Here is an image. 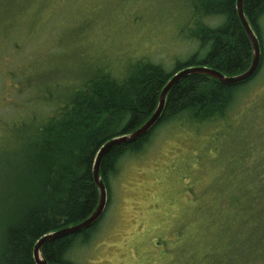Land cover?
Returning <instances> with one entry per match:
<instances>
[{
    "label": "rangeland",
    "instance_id": "1",
    "mask_svg": "<svg viewBox=\"0 0 264 264\" xmlns=\"http://www.w3.org/2000/svg\"><path fill=\"white\" fill-rule=\"evenodd\" d=\"M193 1L0 0L1 238L11 219L4 175L15 176L24 129L46 125L101 70L121 77L146 59L173 72L197 50L203 56L189 38L197 22ZM260 25L264 57V17ZM260 76L237 93L230 120L164 124L142 152L122 158L102 219L69 250V262L217 264L230 259L223 253H247L241 245L228 249L225 200L246 180L243 160L263 153L264 61ZM241 200L235 195L230 203Z\"/></svg>",
    "mask_w": 264,
    "mask_h": 264
},
{
    "label": "trees",
    "instance_id": "2",
    "mask_svg": "<svg viewBox=\"0 0 264 264\" xmlns=\"http://www.w3.org/2000/svg\"><path fill=\"white\" fill-rule=\"evenodd\" d=\"M193 3L196 31L189 38L199 42L203 56L197 50L186 62L177 63L173 72L146 59L128 66L121 77L101 70L70 104L55 110L46 125L33 131L24 129L21 150L13 165L15 176L4 175V196L10 205L11 219L5 222V233L0 237V264H35L32 253L38 239L76 225L92 214L99 202L93 179L98 150L110 139L131 133L148 121L162 89L175 73L204 66L235 76L249 69L252 45L238 16L237 0ZM244 13L262 49L260 21L264 17V0H244ZM206 18H215L218 24L210 26L204 22ZM263 61L262 53L259 70L238 85H226L203 74L181 79L169 92L154 128L135 141L113 147L104 156L101 176L106 187L110 176L118 172L122 158L142 152L162 125L176 120L193 125L230 120L237 93L259 80ZM262 148L261 156L258 153L243 160L246 180L242 185H232L230 198L225 200L230 205L225 228H230L232 235L228 249L237 250L241 245L247 253H223L222 256L231 255L230 259L218 260L217 264H250L260 258L264 262V143ZM235 195L242 196L238 207L230 203ZM247 201L252 207H245ZM99 221L89 229L45 244L42 256L50 264H67L68 251L79 238L87 241ZM251 234L255 240H250Z\"/></svg>",
    "mask_w": 264,
    "mask_h": 264
},
{
    "label": "water",
    "instance_id": "3",
    "mask_svg": "<svg viewBox=\"0 0 264 264\" xmlns=\"http://www.w3.org/2000/svg\"><path fill=\"white\" fill-rule=\"evenodd\" d=\"M237 12L252 45L253 57L249 69L235 76H227L218 70L204 66L187 67L175 73L162 89L156 110L154 111L153 115L149 118V120L131 133L110 139L98 150L93 167V179L99 192V202L96 210L84 221L73 226H68L55 233L46 234L38 242H36L33 249L34 261L36 264H49L47 260L42 256V247L46 242L69 234L79 233L93 226L101 219V217L105 213L108 204V190L101 176V162L104 156L113 147L121 144L130 143L149 133L162 116L169 92L181 79L193 74H203L215 78L217 81L226 85H238L245 81H248L256 74L261 65L262 49L259 37L253 30L244 13V0H237Z\"/></svg>",
    "mask_w": 264,
    "mask_h": 264
},
{
    "label": "bare ground",
    "instance_id": "4",
    "mask_svg": "<svg viewBox=\"0 0 264 264\" xmlns=\"http://www.w3.org/2000/svg\"><path fill=\"white\" fill-rule=\"evenodd\" d=\"M97 206H98V205H97ZM96 208H97V207H96ZM95 210H96V209H95ZM95 210H94V211H95ZM94 211H93V212H94ZM93 212H92V213H93ZM88 217H89V216H88ZM88 217H87V218H88ZM87 218H86V219H87ZM83 221H84V220H83ZM72 226H73V225H72ZM91 227H92V226H91ZM91 227H89V228H91ZM64 228H66V227H64ZM64 228H62V229H64ZM89 228H87V229H89ZM62 229H60V230H62ZM60 230H57V231H60ZM57 231H54V232H51V233H55V232H57ZM93 231H94V228H93V230L90 231V233H89V235H88L89 238H90V236L92 235V232H93ZM49 234H50V233H49ZM70 235H72V234H69V235H66V236H70ZM44 236H45V235H44ZM44 236H42V237H44ZM66 236H62V237H60V238H63V237H66ZM42 237H41V238H42ZM41 238H40V239H41ZM60 238H57V239H60ZM40 239H38L37 242H38ZM57 239H54V240H57ZM54 240H50V241L46 242L45 244H47V243H49V242H51V241H54ZM45 244H44V245H45ZM75 244H76V242L74 243V245H75ZM44 245H43V246H44ZM74 245H73V246H74ZM73 246H72V247H73ZM42 248H43V247H42ZM73 248H74V247H73ZM71 249H72V248H71ZM68 252H69V251H68ZM67 254H68V253H67ZM72 254H73V253H72ZM32 256H33V261H34V254H33V253H32ZM65 259H66L67 264H71V263L69 262V257H68V255L65 256ZM34 262H35V261H34ZM47 262H48V261H47ZM48 263H49V262H48ZM35 264H36V263H35ZM49 264H50V263H49Z\"/></svg>",
    "mask_w": 264,
    "mask_h": 264
}]
</instances>
